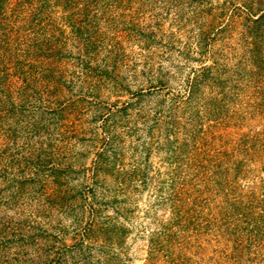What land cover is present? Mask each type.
Instances as JSON below:
<instances>
[{"label": "rangeland", "instance_id": "obj_1", "mask_svg": "<svg viewBox=\"0 0 264 264\" xmlns=\"http://www.w3.org/2000/svg\"><path fill=\"white\" fill-rule=\"evenodd\" d=\"M245 1L0 0V264H106L85 230L95 210L116 209L127 212L116 220L119 264H146L153 219L168 213L149 209L174 168L166 140L198 131L231 149L241 136L263 138L264 110L249 101L251 115L234 126L230 106L219 107L220 126L195 122L206 109L183 103L214 58L233 77L242 70L245 27L231 28V15ZM207 26L223 31L217 41L215 31L201 35ZM208 91L197 104L210 99L217 113L220 97ZM245 162L253 172L234 184L260 194L264 155ZM215 251L181 255L218 264ZM243 264H264V250Z\"/></svg>", "mask_w": 264, "mask_h": 264}, {"label": "trees", "instance_id": "obj_2", "mask_svg": "<svg viewBox=\"0 0 264 264\" xmlns=\"http://www.w3.org/2000/svg\"><path fill=\"white\" fill-rule=\"evenodd\" d=\"M234 10L235 13L231 15L234 25L231 28L239 24L245 27V32L241 34L244 39L241 57L235 65L242 70L233 77L227 74L225 65L222 66L214 58L212 65L194 74V78L188 82L183 103L195 110L198 107V111L199 108L206 109L202 116L195 112V122L213 120L224 126L226 123L231 125L232 120L236 122L232 123L234 126L241 119H247L248 114L251 115L247 114L248 107L264 110V0H246L241 9L234 7ZM212 31L216 34L211 38L215 42L223 33L221 29L207 26L201 35L208 36ZM208 42H198L202 43L203 51L209 49ZM245 62L251 67L248 73L245 72ZM228 75L231 79L230 76L222 78ZM244 77L246 84L242 87ZM203 89L209 90L210 94L212 90L220 97L217 113L211 109L210 99V103L204 99L205 102L198 105ZM222 105L232 108L231 117L227 118L229 122L224 124L222 120L218 122L215 116ZM199 133L193 132L185 142H179L177 137L173 141L166 140L172 152L170 165L174 168L153 189L155 202L149 209H167L168 213L166 218L153 219L158 226L149 236L146 264H156L163 256L166 257V264H195L198 262H192L190 256L181 255V252L190 250L191 255L202 256L209 248L212 252V246L220 256L218 264H243L245 256H257L264 250V186L257 194L254 191L243 193L234 184L240 177L253 172L244 168L245 161L251 163L261 154L264 155V134L263 138L241 136L230 149L227 148L230 143L226 141L213 148V139L209 141L207 135L201 137ZM239 155L244 157L243 160L238 158ZM115 203L110 204L111 207ZM101 213L102 210L94 211L84 238H92L89 243L93 246L99 243L100 254L104 256L106 264H119L116 250L121 249L123 230L116 220L122 212L116 209L113 215L103 218ZM95 232L101 234L100 242L94 239ZM250 249L253 251L250 252Z\"/></svg>", "mask_w": 264, "mask_h": 264}]
</instances>
